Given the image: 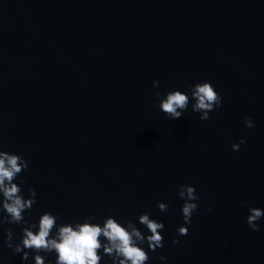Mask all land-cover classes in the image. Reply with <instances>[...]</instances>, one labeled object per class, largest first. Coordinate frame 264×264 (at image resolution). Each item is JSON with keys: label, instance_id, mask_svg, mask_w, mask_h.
<instances>
[{"label": "water", "instance_id": "1", "mask_svg": "<svg viewBox=\"0 0 264 264\" xmlns=\"http://www.w3.org/2000/svg\"><path fill=\"white\" fill-rule=\"evenodd\" d=\"M205 81L222 102L202 121ZM173 91L189 97L176 120L159 107ZM0 150L28 162L12 183L32 202L13 223L0 192V264H56L23 247L47 214L49 239L135 228L144 264H264V215L247 223L264 213V0H0ZM144 215L164 226L155 251ZM98 241V264H120Z\"/></svg>", "mask_w": 264, "mask_h": 264}, {"label": "clouds", "instance_id": "2", "mask_svg": "<svg viewBox=\"0 0 264 264\" xmlns=\"http://www.w3.org/2000/svg\"><path fill=\"white\" fill-rule=\"evenodd\" d=\"M154 83H156L154 81ZM159 95V93H157ZM192 96L196 103L193 111L201 112L200 120H208L209 112L219 108L222 102L221 96L217 93L210 82L198 83L194 86ZM189 97L180 91L170 92L166 99L160 104V109L167 114L171 120L181 118L182 110L188 105ZM179 109V110H178ZM246 127H253L251 118L244 121ZM246 141L241 138L239 144ZM239 144H233V150L239 149ZM28 162L18 154L10 155L0 150V192L5 200L4 209L12 217L13 223H19L24 219L22 213L26 208H30L32 202L24 201L19 195L20 189L12 183L15 176L27 169ZM8 182L6 185L5 182ZM32 190H30L31 192ZM181 198L185 199L182 205V214L185 224H191L192 214L197 210V204L192 201L199 200L194 187L181 186L179 192ZM162 211L167 210V205L161 204ZM264 215L259 209H252L251 215L247 219L248 225L253 231H259V226L255 223ZM55 217L51 214L44 215L39 231L28 233L25 231L26 240L23 247L35 249L37 251H55L57 253L56 264H98L99 257L97 249L101 247L98 237L103 235L111 244L110 250L118 252L123 259L120 264H144L148 260L147 253L138 247L135 241H142L141 233L135 228L128 232L115 220H109L103 228L91 224H79L73 229L71 226L60 228L58 235L54 239H49L50 232L55 225ZM141 223L145 224L151 233L148 237L150 250L155 251L157 247H162V236L158 230H163V223L149 220L147 215L141 216ZM188 229H180V234L186 235ZM173 243H178L174 240ZM17 251L22 248L17 247ZM26 258V256H25ZM161 259H164L161 257ZM37 264H43L42 258H38Z\"/></svg>", "mask_w": 264, "mask_h": 264}]
</instances>
